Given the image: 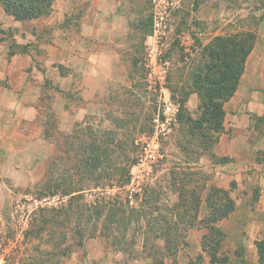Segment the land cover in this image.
I'll return each instance as SVG.
<instances>
[{
	"label": "rangeland",
	"instance_id": "rangeland-1",
	"mask_svg": "<svg viewBox=\"0 0 264 264\" xmlns=\"http://www.w3.org/2000/svg\"><path fill=\"white\" fill-rule=\"evenodd\" d=\"M0 10L21 26L0 18L5 57L30 59L45 100V143L25 148L13 161L23 172L6 178L0 264H264V239L251 257L236 244L246 224L225 220L234 199L214 184L219 98L205 97L208 66L223 62L218 37L255 33L248 57L264 49V0H56L31 20ZM166 102L179 105L174 131L142 164ZM167 228L179 240L169 251Z\"/></svg>",
	"mask_w": 264,
	"mask_h": 264
},
{
	"label": "crops",
	"instance_id": "crops-1",
	"mask_svg": "<svg viewBox=\"0 0 264 264\" xmlns=\"http://www.w3.org/2000/svg\"><path fill=\"white\" fill-rule=\"evenodd\" d=\"M0 18L9 26L14 23L13 18L1 10ZM257 32L263 37L264 26H259ZM7 48V40L2 39L0 208L7 206L11 192L6 178H16L17 174L23 172L20 165L13 161L20 160L25 148H35L45 143L43 77L36 76L30 80L24 69L30 59L26 63V58L24 60L15 55L9 62L3 51ZM225 112L224 129L213 147V153L216 159L230 160L219 164L221 169L215 174L217 181L214 184L234 199V211L225 218L226 222L230 225L246 224L247 235L236 244H242L240 246L252 252L251 257L257 258L258 242L264 239V124H257L255 118L264 121V49L257 46L248 57L238 88L225 104ZM249 182L255 186L249 185ZM231 255H236L234 249Z\"/></svg>",
	"mask_w": 264,
	"mask_h": 264
},
{
	"label": "trees",
	"instance_id": "trees-1",
	"mask_svg": "<svg viewBox=\"0 0 264 264\" xmlns=\"http://www.w3.org/2000/svg\"><path fill=\"white\" fill-rule=\"evenodd\" d=\"M55 1L56 0H0V4L3 10L12 15L14 19L31 20L49 16L53 12ZM256 39L255 33L235 34L227 38L218 37L217 39L224 42V44H219V46L223 47L216 55L217 60L220 61L222 57L223 62L222 65H216L215 69L218 68V71L216 72L215 69L213 70L210 66H208L207 71L211 73V76L208 78L209 85L205 91V97L207 100L219 98V102L217 104L210 105L212 106L211 108H214L213 113L217 110L218 116L220 117V132L223 130L224 118L226 115L224 104L235 94L238 88L240 78L245 70L248 55L253 49ZM98 150L99 147L95 145V151ZM100 151L102 150L100 149ZM96 154L98 153L94 152L95 161L97 163H101V156ZM217 160L219 163H226L230 159L220 158ZM86 165H88V163H86ZM215 190H219L223 195H225L223 190ZM72 194L73 192L66 193L67 196H71ZM74 196L75 195H72L71 198ZM210 199V196L207 195V207H209L211 211H214L217 207L215 208L216 204L210 201ZM96 208L97 207L95 206V209ZM169 231L170 230L167 228L164 236L165 247L168 251L172 248L175 249L179 243L176 236L171 237V235H167ZM81 244L82 242L79 243L80 246Z\"/></svg>",
	"mask_w": 264,
	"mask_h": 264
},
{
	"label": "built area",
	"instance_id": "built-area-1",
	"mask_svg": "<svg viewBox=\"0 0 264 264\" xmlns=\"http://www.w3.org/2000/svg\"><path fill=\"white\" fill-rule=\"evenodd\" d=\"M179 105L166 102L158 115L153 119V133L142 143L143 155L140 158L142 164L148 161H157L162 137L171 135L177 123Z\"/></svg>",
	"mask_w": 264,
	"mask_h": 264
}]
</instances>
